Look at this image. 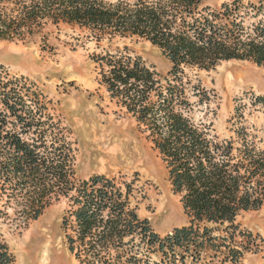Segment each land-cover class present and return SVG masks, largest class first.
<instances>
[{"label": "trees", "instance_id": "1", "mask_svg": "<svg viewBox=\"0 0 264 264\" xmlns=\"http://www.w3.org/2000/svg\"><path fill=\"white\" fill-rule=\"evenodd\" d=\"M61 25L87 32L98 45L144 40L169 62L161 75L120 50L94 56L101 85L153 144L188 222L161 236L132 207L133 183L77 179L68 130L1 79L0 205L26 226L67 199L64 227L79 264H246L263 240L237 221L264 209V150L238 120L230 138L194 120L210 97L189 72L231 61L264 71V2L0 0V41L41 40L46 50L48 29ZM0 218L8 219L6 211ZM0 264H16L2 235Z\"/></svg>", "mask_w": 264, "mask_h": 264}, {"label": "rangeland", "instance_id": "2", "mask_svg": "<svg viewBox=\"0 0 264 264\" xmlns=\"http://www.w3.org/2000/svg\"><path fill=\"white\" fill-rule=\"evenodd\" d=\"M233 1L210 0V4L220 7ZM48 33L46 50L41 40L0 41V79L12 82V88L27 100H38L46 113L68 130L77 179L105 175L118 182L133 183L132 207L161 236L186 225L188 219L180 197L172 191L161 158L136 121L110 99L100 83L94 56L120 50L141 58L161 75L169 72V62L157 48L137 38L105 40L98 45L87 32L70 25L51 27ZM189 76L210 97L208 103L195 110L193 118L197 123L212 125L215 134L230 138L235 135L234 123L238 120L264 150V104L256 102L257 97H264L262 69L249 62L231 61L210 71L191 70ZM0 209L8 214V219L0 218V235L16 264H79L69 249L72 231L64 227V218L72 209L67 199L55 203L26 226L15 219L12 209L1 205ZM237 222L243 230L263 240L259 250L247 254L245 263L264 264V209L244 213ZM45 246H49L46 262L39 257Z\"/></svg>", "mask_w": 264, "mask_h": 264}, {"label": "bare ground", "instance_id": "3", "mask_svg": "<svg viewBox=\"0 0 264 264\" xmlns=\"http://www.w3.org/2000/svg\"><path fill=\"white\" fill-rule=\"evenodd\" d=\"M33 234V233H32ZM28 236V235H27ZM26 239V238H25ZM32 240L33 239H31V241L30 242H32ZM28 241V240H27ZM41 241V240H40ZM25 242V241H24ZM28 247V246H27ZM43 250H44V253L43 254H40L39 255V257L40 258H42V260L44 261V262H46L47 260H48V255H47V252H48V250H49V246H45L44 248H43ZM39 254V253H38ZM49 254V253H48ZM49 262V261H48Z\"/></svg>", "mask_w": 264, "mask_h": 264}]
</instances>
